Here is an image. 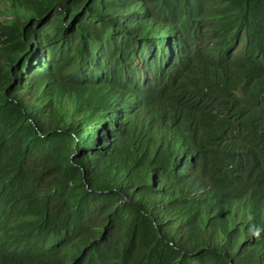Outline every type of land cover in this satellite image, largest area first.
Wrapping results in <instances>:
<instances>
[{"label":"trees","instance_id":"1","mask_svg":"<svg viewBox=\"0 0 264 264\" xmlns=\"http://www.w3.org/2000/svg\"><path fill=\"white\" fill-rule=\"evenodd\" d=\"M0 264H264V0H0Z\"/></svg>","mask_w":264,"mask_h":264},{"label":"rangeland","instance_id":"2","mask_svg":"<svg viewBox=\"0 0 264 264\" xmlns=\"http://www.w3.org/2000/svg\"><path fill=\"white\" fill-rule=\"evenodd\" d=\"M106 46V43H103V46H102V49H103V47H105ZM140 57H139V59H135L134 61H133V63L132 64H135L136 65V63H141L142 62V58H143V56L145 57V56H147L148 54H147V50L145 49L144 51H142L141 53H140ZM139 63V64H140ZM138 73V72H137Z\"/></svg>","mask_w":264,"mask_h":264}]
</instances>
